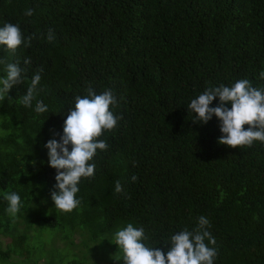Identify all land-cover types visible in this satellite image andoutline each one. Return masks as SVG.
<instances>
[{
	"label": "trees",
	"instance_id": "obj_1",
	"mask_svg": "<svg viewBox=\"0 0 264 264\" xmlns=\"http://www.w3.org/2000/svg\"><path fill=\"white\" fill-rule=\"evenodd\" d=\"M6 23L33 39L14 53L0 46V58L26 69L24 83L0 101V248L5 238L25 243L41 226L80 231L85 247L106 237L114 253L115 232L132 223L145 229L146 246L166 254L171 236L204 216L217 241L214 264H264V143L222 145L219 119L194 122L188 108L209 87L248 79L264 88V0H0ZM38 72L41 91L24 107L17 101ZM89 87L112 90L123 119L100 137L109 148L97 150L94 178L78 185L80 207L64 213L51 199L57 170L45 145L60 140L75 97ZM37 101L49 111L37 113ZM219 104L217 97L210 107ZM6 192L24 204L15 219ZM91 255L123 264L122 255L103 261L95 250L85 264ZM11 256L24 263L28 251L0 252Z\"/></svg>",
	"mask_w": 264,
	"mask_h": 264
},
{
	"label": "clouds",
	"instance_id": "obj_2",
	"mask_svg": "<svg viewBox=\"0 0 264 264\" xmlns=\"http://www.w3.org/2000/svg\"><path fill=\"white\" fill-rule=\"evenodd\" d=\"M25 15L33 16L34 10H25ZM54 38L55 34L50 29L47 39L51 42ZM32 39V36L25 39L19 25L6 23L0 27V46H6L13 53L21 46L29 47ZM24 63L30 64L31 60L26 59ZM0 64L5 66L6 73V76L0 77V101H4L14 86L24 83L26 69L21 68L18 62L9 63L6 58H0ZM42 71L43 68L39 70ZM39 72L32 77L26 94L17 101L24 107H32L33 100L41 91L38 88L41 81ZM260 78L264 79V71L260 73ZM217 97L219 106L210 107ZM227 104H231L230 109ZM118 107L119 102L112 90L97 94L89 87L86 95L75 97V105L68 111L60 140L51 139L46 143L49 164L57 170L55 187L59 191H53L51 199L59 211L71 213L80 207L78 185L82 179L94 178L96 165L92 161L97 150L107 151L109 148L100 137L106 131H115L123 119L114 112ZM188 108L195 114L194 122L207 124L213 116L219 119L223 135L218 142L222 145L243 149L251 147L256 141L264 143V88L254 87L248 79L237 80L231 87L223 84L209 87L192 99ZM35 111L43 114L49 110L43 101H37ZM245 125L249 126L247 130ZM131 179L135 182L138 177L132 176ZM122 191V185L117 180L115 192ZM4 199L8 202L6 212L15 219L24 207L21 197L16 192H6ZM210 227L209 220L200 216L193 230L184 229L171 236L166 254L157 247L146 246L144 241L148 237L145 229L132 223L116 231L114 241L122 253L123 264H214L218 250L215 247L217 241L208 230Z\"/></svg>",
	"mask_w": 264,
	"mask_h": 264
},
{
	"label": "rangeland",
	"instance_id": "obj_3",
	"mask_svg": "<svg viewBox=\"0 0 264 264\" xmlns=\"http://www.w3.org/2000/svg\"><path fill=\"white\" fill-rule=\"evenodd\" d=\"M81 238L82 232L77 230L70 233L66 230H52L42 228L41 226H34L33 230L29 232L25 243L19 239L12 240L5 238V243L0 248V252H9L10 249L12 251V248H14L19 253L25 249L28 251L27 261L20 264H43L47 260L48 263L53 262V264H85L86 258L92 250L97 251L99 259L103 261L104 259H117L122 255L118 247L114 248V253L109 252L110 245H108L109 240L106 237L100 238L95 245L87 243L86 247L84 243L83 245L80 244ZM16 255L18 256V254ZM17 256H11L6 260L0 259V264H16L17 262H21L20 257ZM88 259H90V264H109L107 262H98L95 255L89 256Z\"/></svg>",
	"mask_w": 264,
	"mask_h": 264
}]
</instances>
